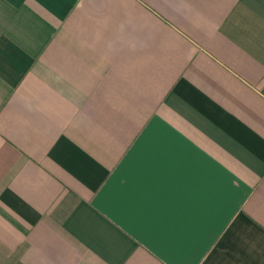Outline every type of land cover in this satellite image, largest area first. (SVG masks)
<instances>
[{"label":"crops","instance_id":"obj_1","mask_svg":"<svg viewBox=\"0 0 264 264\" xmlns=\"http://www.w3.org/2000/svg\"><path fill=\"white\" fill-rule=\"evenodd\" d=\"M0 264H264V0H0Z\"/></svg>","mask_w":264,"mask_h":264}]
</instances>
